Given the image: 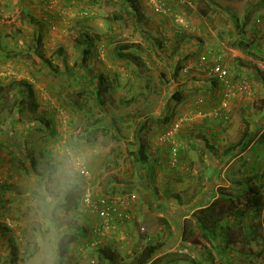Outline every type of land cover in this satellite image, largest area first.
I'll list each match as a JSON object with an SVG mask.
<instances>
[{
    "label": "rangeland",
    "instance_id": "obj_1",
    "mask_svg": "<svg viewBox=\"0 0 264 264\" xmlns=\"http://www.w3.org/2000/svg\"><path fill=\"white\" fill-rule=\"evenodd\" d=\"M83 32L96 43L86 62L79 43ZM240 39L251 46L238 48ZM122 44L142 64L118 57ZM40 54L59 72L42 63ZM259 62L264 63V0H0V221L14 230L19 259L28 244L37 246L36 258L19 264H45L49 255L40 243L43 226L34 219L31 182L50 146L63 139L61 129L66 143L105 145L74 213V227L89 229L73 246L81 264H135L151 245H161L154 264L202 261L199 246L184 243L187 220L223 187L249 177L248 170L240 171L242 161L264 168V144L222 158L246 129L264 131ZM215 63L227 68L225 82L212 73ZM101 76L109 84L99 99L93 92ZM21 81L33 84L49 126L16 104L13 84ZM104 118L117 125L96 121ZM213 138L216 152L207 146ZM139 143L145 145L147 169L135 156ZM251 184L263 186L264 207V179ZM102 208L105 215L98 213ZM262 219L263 237L252 243L242 238L239 224L226 220L233 230V259L264 264V210ZM102 245L113 247V263L98 255ZM213 260L230 264L216 253Z\"/></svg>",
    "mask_w": 264,
    "mask_h": 264
},
{
    "label": "trees",
    "instance_id": "obj_2",
    "mask_svg": "<svg viewBox=\"0 0 264 264\" xmlns=\"http://www.w3.org/2000/svg\"><path fill=\"white\" fill-rule=\"evenodd\" d=\"M81 35L84 37L80 39L81 41L79 42L82 46V60L86 62L87 58L92 52V47H95L96 43L95 39L91 37L88 32H83ZM235 45L242 50H245L251 46V44L246 42L245 39L236 41ZM60 53H63V51L60 50ZM117 55L120 58L142 64L141 56L136 55L129 45L122 44L117 47ZM37 57H39L42 63L48 65L49 69L59 72V67L52 65L51 60L47 59L44 55L40 54ZM64 71L69 72L70 70L65 67ZM60 72H62V70H60ZM108 80V77L105 76H101L99 78L97 90L96 92H93L94 94L96 93L97 98L100 97L99 99H102L100 96L101 87L107 86L109 84ZM13 87L19 91H17L16 104L18 106L22 104L23 110L26 109L31 115H33V120L35 122L49 126L48 124H50L51 120L49 116L47 117L48 114H46L45 111L42 113L39 112L41 104L37 100L33 89V84L28 81H21L13 84ZM174 98L178 99V94L174 95ZM1 112L2 105L0 103V115ZM104 120L105 118L96 121L104 123L106 127L110 128L117 125L116 121L114 120L110 121L109 123ZM142 127L143 124L136 128L137 135L142 131ZM248 134L249 132L246 131V134L242 136L240 141L226 147L222 156L223 160L230 156L236 157L250 147L252 139L248 137ZM139 144L140 147H138L135 156H137L140 159V162H142L143 166L141 168L147 169L150 166L147 163L145 148L142 146L143 144ZM263 144L264 133L258 138L256 144L252 145V147L253 149H256L257 146ZM207 146L211 152H216L215 144H208ZM241 163L243 167L240 169V171L243 172L248 170L249 177L238 180L236 179L232 181L229 186L223 187V189L220 191L219 197L215 201H213L210 205L195 211L192 217L187 220L183 240L184 243H191L195 246H199L201 249L200 255L203 259L202 261L199 260L198 264H217V262L213 260L215 253L218 255V257H220V259H228L230 264H243L236 258L233 259L230 253H228L233 230L230 225L226 224V220H229L230 218H232L235 223L239 224L240 228H243L241 236L246 242L252 243L263 237L261 229L263 225L262 217L264 207L263 202L259 200L260 197H262L263 186L253 185L251 182H253L255 179H264V168H262L260 164L249 166L246 160L242 161ZM31 164L32 170H36L35 162L32 161ZM141 168L140 170L142 171ZM36 174L39 175V173ZM227 189L230 191L234 190V193L231 194ZM78 195L80 196V193ZM242 201L245 202H243L244 208L240 209L238 203H242ZM79 206L80 204L78 206L74 205L73 207L75 210H77ZM7 224L8 223L6 222L0 221V264H19L20 261L27 263L30 257L35 259L37 255V246L33 243L27 245L26 249L24 250V256L19 259V245L16 242L17 238L15 235H13L14 230ZM88 230V227L83 225L67 230L70 232V234L63 237L59 245V249L55 252V264H64L65 258H72L71 264H81L76 258L77 253H75L73 246L74 244L82 242L84 235H86ZM4 241L8 242V244L6 243V245H4ZM4 246H6V248L9 250L8 253L4 249ZM185 246L186 245L182 247ZM259 247V252H262L264 250V246L260 244ZM160 249L161 245H151L144 247L139 252L135 260V264H154L157 258L155 260L153 259L155 258L156 254H158ZM113 252V247L111 245H102L98 249V255L102 259L109 260L110 262L113 260ZM111 263H113V261Z\"/></svg>",
    "mask_w": 264,
    "mask_h": 264
},
{
    "label": "clouds",
    "instance_id": "obj_3",
    "mask_svg": "<svg viewBox=\"0 0 264 264\" xmlns=\"http://www.w3.org/2000/svg\"><path fill=\"white\" fill-rule=\"evenodd\" d=\"M61 136L63 139L50 146L47 161L37 165L39 175L31 182L34 219L43 226L40 243L50 250L45 264H55V252L63 237L70 234L67 230L75 226L73 206L82 202L78 194L94 176V165L105 152V145L99 141L66 143L64 129Z\"/></svg>",
    "mask_w": 264,
    "mask_h": 264
},
{
    "label": "built area",
    "instance_id": "obj_4",
    "mask_svg": "<svg viewBox=\"0 0 264 264\" xmlns=\"http://www.w3.org/2000/svg\"><path fill=\"white\" fill-rule=\"evenodd\" d=\"M261 21H262V19H258L257 22L258 23H262ZM203 60H205V59H203ZM259 67L261 68V71H263V73H264V63L263 62H259ZM211 71L216 76V78L219 81H222V82H225L227 80V78H228V75H229L227 68L221 63H215L211 67ZM86 197L89 199L91 197V193H87ZM100 202H101V204L102 203H106V199H101ZM87 203H89L91 207H93L94 204H95V203H91V202H87ZM99 211H100V209L98 210V213L100 215H105L106 214L104 208H102V210L100 212Z\"/></svg>",
    "mask_w": 264,
    "mask_h": 264
},
{
    "label": "crops",
    "instance_id": "obj_5",
    "mask_svg": "<svg viewBox=\"0 0 264 264\" xmlns=\"http://www.w3.org/2000/svg\"><path fill=\"white\" fill-rule=\"evenodd\" d=\"M19 8H21L20 9V11H21V13H22V10L24 9V7H22V4H20V6H19ZM263 121V120H262ZM262 121H261V123H262ZM253 127H254V124H253ZM257 127H258V125H257ZM255 129V130H254ZM254 129H246L244 132H243V134L241 135V137H240V139L242 138V136L244 135V134H246V131H248L249 132V134H248V137H250L252 140H251V145L250 146H252V145H254V144H256V142H257V140H258V138L264 133V131H262V130H260V132H257V128L255 127ZM217 130V129H216ZM259 133V134H258ZM215 137V136H214ZM216 138V137H215ZM215 138H213V140H212V143H209V144H217L216 143V139ZM240 139L238 140V141H240ZM238 141H235L234 143H236V142H238ZM233 144V143H232ZM142 146H144V148H145V145L143 144ZM248 149H246L245 151H247ZM228 158H231V156L230 157H228ZM228 158H225V159H228ZM208 198V197H207ZM211 198H213V197H210V198H208V199H211ZM175 214H177L176 212H175ZM173 216H175V215H172V217ZM177 218V217H176ZM178 220H179V218L177 219V220H174V219H172V221L171 222H173V225L174 224H176L177 222H178ZM168 221V220H167ZM172 225V224H171Z\"/></svg>",
    "mask_w": 264,
    "mask_h": 264
}]
</instances>
